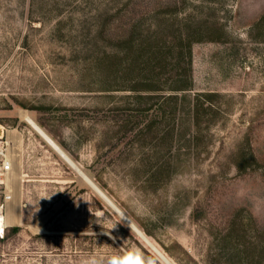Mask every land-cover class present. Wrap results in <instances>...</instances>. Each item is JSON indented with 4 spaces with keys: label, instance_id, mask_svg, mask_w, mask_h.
<instances>
[{
    "label": "rangeland",
    "instance_id": "1",
    "mask_svg": "<svg viewBox=\"0 0 264 264\" xmlns=\"http://www.w3.org/2000/svg\"><path fill=\"white\" fill-rule=\"evenodd\" d=\"M0 137V264H264V0H0Z\"/></svg>",
    "mask_w": 264,
    "mask_h": 264
},
{
    "label": "built area",
    "instance_id": "2",
    "mask_svg": "<svg viewBox=\"0 0 264 264\" xmlns=\"http://www.w3.org/2000/svg\"><path fill=\"white\" fill-rule=\"evenodd\" d=\"M13 143L0 137V239H3L8 224V208L15 192L13 172L14 156L11 154Z\"/></svg>",
    "mask_w": 264,
    "mask_h": 264
},
{
    "label": "bare ground",
    "instance_id": "3",
    "mask_svg": "<svg viewBox=\"0 0 264 264\" xmlns=\"http://www.w3.org/2000/svg\"><path fill=\"white\" fill-rule=\"evenodd\" d=\"M23 120L45 141V143L52 148L67 164H69L74 171H77L78 174L87 181L88 185L92 188V190L97 194V196L102 199L111 209L120 217L127 226L139 237H141V233L139 229L132 223V221L105 195V193L94 183L91 179L87 178L78 167L74 164V162L59 148L57 145L52 142V140L47 136V134L43 131L41 127L34 121V119L30 115H24ZM143 235V234H142ZM145 238V237H144ZM146 239V238H145ZM161 255V254H160ZM162 256V255H161ZM163 257V256H162ZM164 260L166 258L163 257ZM167 261V260H166Z\"/></svg>",
    "mask_w": 264,
    "mask_h": 264
},
{
    "label": "trees",
    "instance_id": "4",
    "mask_svg": "<svg viewBox=\"0 0 264 264\" xmlns=\"http://www.w3.org/2000/svg\"><path fill=\"white\" fill-rule=\"evenodd\" d=\"M185 44L188 45V46L186 45L187 48L189 47L188 51H187V55H188V58H189L190 57V51H189L190 50V44H188V40L185 41ZM172 78H173V82L175 81V83H174V85H172V86L170 85V86L167 87L168 91H171V92H177V91L186 92V91L190 90V83H189L190 77L189 76L187 77L186 73L182 74V71H181V72L177 73ZM149 82H152V81H149ZM150 86L153 87L152 84ZM149 90L151 91L153 89H149ZM171 97H173V98H171ZM171 97L169 96V98H165V99H177L176 96H171ZM186 98L187 97L183 96L182 101L185 100ZM189 113L191 114L192 119H196L197 116H198L197 105H196V107H192V109H189ZM17 230H18L17 227L16 228H12V232H16ZM6 235L7 234L5 233L4 238L6 237ZM263 251H264V249H263Z\"/></svg>",
    "mask_w": 264,
    "mask_h": 264
},
{
    "label": "crops",
    "instance_id": "5",
    "mask_svg": "<svg viewBox=\"0 0 264 264\" xmlns=\"http://www.w3.org/2000/svg\"><path fill=\"white\" fill-rule=\"evenodd\" d=\"M40 127V126H39ZM44 131V130H43ZM45 132V131H44ZM12 133H14V132H12ZM46 133V132H45ZM47 134V133H46ZM39 136V135H38ZM47 136L52 140V142H54V144L55 145H57V143L47 134ZM47 145V144H46ZM48 146V145H47ZM49 147V146H48ZM57 147H59L58 145H57ZM50 148V147H49ZM60 148V147H59ZM52 149V148H51ZM61 149V148H60ZM53 150V149H52ZM62 150V149H61ZM54 151V150H53ZM63 151V150H62ZM55 152V151H54ZM64 152V151H63ZM56 153V152H55ZM65 153V152H64ZM57 154V153H56ZM58 155V154H57ZM59 156V155H58ZM68 156V155H67ZM61 158V157H60ZM70 158V157H69ZM71 159V158H70ZM63 160V159H62ZM64 161V160H63ZM65 162V161H64ZM66 163V162H65ZM67 164V163H66ZM68 165V164H67ZM69 166V165H68ZM70 167V166H69ZM78 175V174H77ZM78 177H79V175H78ZM9 222V221H8ZM17 224L18 225H21V222H20V220H18L17 221Z\"/></svg>",
    "mask_w": 264,
    "mask_h": 264
},
{
    "label": "clouds",
    "instance_id": "6",
    "mask_svg": "<svg viewBox=\"0 0 264 264\" xmlns=\"http://www.w3.org/2000/svg\"><path fill=\"white\" fill-rule=\"evenodd\" d=\"M51 196H52V195H51ZM51 196L49 197V199L51 198ZM92 264H96V262L93 261ZM126 264H131V261H127ZM137 264H139V262H137Z\"/></svg>",
    "mask_w": 264,
    "mask_h": 264
},
{
    "label": "water",
    "instance_id": "7",
    "mask_svg": "<svg viewBox=\"0 0 264 264\" xmlns=\"http://www.w3.org/2000/svg\"><path fill=\"white\" fill-rule=\"evenodd\" d=\"M138 229V228H137ZM140 231V230H139ZM140 235H141V237L144 239V240H146L145 238H144V236L142 235V232L140 231ZM147 241V240H146Z\"/></svg>",
    "mask_w": 264,
    "mask_h": 264
}]
</instances>
